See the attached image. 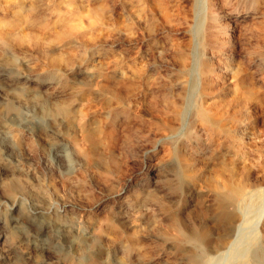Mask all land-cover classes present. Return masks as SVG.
<instances>
[{"label":"rangeland","instance_id":"1","mask_svg":"<svg viewBox=\"0 0 264 264\" xmlns=\"http://www.w3.org/2000/svg\"><path fill=\"white\" fill-rule=\"evenodd\" d=\"M70 1L63 0L62 2V0H59L57 3L60 5L71 3L72 7L79 11V16L80 19H83L82 25L84 26L77 35V41L80 39L78 44L72 45V48L71 46L66 47L60 52L61 54H55L59 55L60 61L51 62L48 54H44L35 48L30 50L0 43V66L7 67V69L10 70L11 78L18 79L19 73L25 72V75H30L31 78L34 77L35 83L33 87L35 89L42 84H49L52 86L59 82L58 89L59 91L61 90V99L53 98L51 90L40 93L43 97L40 95L37 97H40L38 99L40 102L42 100V103H45V110H50V113L57 117L61 116L62 118L60 117L59 119L63 120V125L61 124L62 126H58L59 133L63 138L52 136L56 141L51 138H47V140L46 138L39 139L47 129L54 127L53 122L46 116L38 114V112L35 111L36 115L34 110L30 107L26 108L17 104H14L15 106L13 104H7L6 106V112H13L16 116L18 114L17 117H20V113L21 117L28 115L35 121L37 126L35 125V133H28V131L24 130L22 127H18V131L15 130L17 128H13L0 132V242L3 237L9 239L7 243L3 245L0 244V264H201L197 256L199 250L196 249V247L184 245L183 243L184 237L192 233L202 238L203 247L207 253L206 263L204 264H264V216L260 211V203L264 202V0H149L151 2L146 0L149 4L155 1L154 5L147 4L145 0H102L104 4L100 3L101 0ZM77 1L81 5H79ZM169 1H171L170 4ZM82 2L88 3L87 5H90V7L86 6V4H84L85 7H82ZM157 3L161 5V8H158L160 6ZM92 5H94V7ZM140 5L141 7H139ZM145 5H147V9L144 8ZM78 6L80 8H78ZM137 7L140 8V11H137ZM82 8L84 9L83 11ZM85 10L91 15L87 14ZM170 10H172L171 13H169ZM166 11H168V13ZM162 12L163 14L165 13L166 16L163 14L159 16V13ZM131 13L132 15L129 16ZM137 14L140 16L144 15V17H137ZM151 14L152 18H149ZM133 15L137 18H134ZM3 17L4 15L0 12V19ZM210 17L216 20L219 29V33L216 34L213 42L205 36L207 20ZM118 19L120 22H118ZM106 20H109L112 25ZM114 20L117 22L115 21V23ZM123 21L126 22L123 23ZM103 25L104 27H102ZM118 25L119 28H116ZM106 26L111 27L112 29H110L112 31L109 28L107 29ZM89 27H92L91 30ZM87 29L88 31H86ZM118 29L119 31L121 29L123 30V33L122 30L119 33L121 37H118V34H116V32L118 33L119 31L114 32ZM96 31L99 32L97 35ZM103 31L105 35L111 31V33H109L110 35L107 34L110 37L107 35L106 37L103 36ZM129 32L133 35H128ZM86 35L90 36L86 38ZM91 35H94V38L96 37V41ZM88 39H93V41L90 42L91 40L88 41ZM87 42L92 44L89 45ZM86 43L87 45H85ZM162 44L163 47L165 46L164 48L161 47ZM69 47L74 50V54ZM178 49L182 50L180 51ZM68 50L72 56L68 53ZM89 51L91 52L90 54ZM12 52L13 54L10 55ZM128 54L132 56L130 55L127 59ZM122 55H124L123 57L126 56L127 60L123 58ZM182 55L186 64V70L184 72L178 69V59ZM25 56L28 59L24 58ZM116 56H119L121 60L119 58L117 59ZM3 57L4 60H2ZM185 57H187V59ZM200 57H202V60ZM93 58L94 60L96 58H102L101 61H104L106 66L112 67L116 65L119 71L123 70L122 72H129L131 70H136L138 75L140 74V79L138 81L140 90L135 95H131L128 98L127 104L121 103L120 100L114 96L113 99L111 94L106 92L99 93L94 89L91 91L95 92V94L92 93L82 86L83 84L78 79L79 77L76 71H65V66H67L68 63L69 65L67 68H70V65L76 68L92 62L91 60H93ZM112 58L115 62H113L114 60ZM8 59L10 60L8 61ZM25 59L28 62V67L26 70H23L20 65L21 61ZM32 59L36 60L34 61ZM80 59L83 60L81 61ZM106 60L113 65L109 66ZM118 60H120L119 62L121 64ZM47 65L49 66L47 67ZM204 65H207L209 68L211 79L209 86L211 95L209 94L207 99L201 97V70ZM31 66L34 67L33 72L32 68H30ZM235 66L238 67L239 71ZM56 68L59 69H57L58 72L56 71L55 73ZM233 70H235L234 73ZM109 75L111 76L112 74L109 73ZM68 76L71 77L67 78ZM73 76L75 78H72ZM150 76L155 80L156 84L148 89L145 85V79ZM154 77L158 78V82ZM241 77H246L247 83L252 80V85L248 83L249 93L247 99L242 101L240 103L241 105L238 104L240 105L238 106L232 104V97L227 92L226 87L234 82V79H236V83H238ZM165 79H169V81ZM74 83H78L81 86L79 87L78 84H75V86L77 85L75 87ZM72 86L74 87L71 88ZM239 88L241 89V86L238 83L237 89ZM76 90L80 91L77 92ZM96 93H99V96H97ZM104 93L107 95L105 96ZM92 95H95V99L91 98ZM259 95L260 97H258ZM64 97L67 99H64ZM68 97L71 98L69 99ZM45 98L48 99L46 100ZM72 98L74 102H83V104H85V100H87V102L88 100L90 101L88 103H91L90 106L93 107V109L89 107L91 110L89 109L85 112L87 114L86 116L85 113H83L86 118H84L83 115L81 118V114H79L78 110H75L76 108L74 109V106L71 105V100L73 101ZM108 98L112 100L110 101ZM226 98L227 101L225 100ZM149 99L150 101L153 99L152 102H150ZM147 102L149 104H147ZM225 102L227 104H223ZM96 103H98V106ZM112 104L114 105L113 107ZM163 104H165V107ZM172 104L182 109V115L178 120L179 122L176 123L177 125L175 124L172 128H166L162 125L161 119H164V112H167L169 106ZM59 105H61V107ZM67 105L71 110L66 107ZM94 105L95 107L97 106L96 108L101 105V108L99 107V109H96L98 113L95 112ZM212 106L214 107L212 108ZM225 106H227V108ZM135 107H137V109ZM14 109H17V111ZM199 109L204 110L208 115H211L212 118L222 119L223 127L220 129L214 128L205 120L199 119L197 116V111ZM125 110L129 112L130 116H127L126 119V130L123 131V135H121L111 149L107 145L109 142H107V139L103 137L101 133L104 125L103 120L105 122L111 112L123 114ZM65 111L68 114H66ZM216 112L217 114L219 112V114L216 115ZM64 114H66V117ZM72 115L75 119L71 117ZM121 115L120 119L122 118ZM132 115L135 118H133ZM103 117L106 118L103 119ZM80 118L82 121L84 120V124ZM98 119L101 123L97 121ZM79 121H81L82 124H80L81 122ZM85 124H87V126H85ZM134 124L136 125L135 127H133ZM189 124L193 125V128ZM76 125H78L77 127L79 129ZM79 125H82L81 127H83V129ZM84 126L87 127L85 129L86 131L88 130L87 133L83 131L85 128ZM90 126L91 129H89ZM80 128V132H82V134L84 132L85 136L78 131ZM92 131L97 132V137L94 135L96 133L93 132L94 134H92ZM17 132H19L20 135ZM98 133L100 134L98 135ZM79 135L85 138V140L87 139L86 141H90V144L88 142L84 144L86 141L80 138ZM71 138L72 140H70ZM17 139L20 140V142L17 141ZM81 139L82 141L79 142ZM99 141L100 143H98ZM78 142L79 144H77ZM33 143L35 144L33 145ZM53 143L56 144L54 145ZM74 144H82V147L77 146V148H75L73 146ZM82 149L90 152L89 155ZM70 150L72 152H70ZM61 154H64L65 157ZM77 154L78 156H76ZM165 156L167 162L165 161ZM194 156L197 157L195 158ZM87 158H89L90 164L86 161L88 160ZM179 161L188 166L185 174L186 176H182L179 169L177 170L176 162L179 163ZM220 168L236 170L240 181L245 187V191H248L246 199L236 205L237 207H228L225 210L221 209L222 198L219 197L221 181L216 174L217 170ZM67 176L69 178L66 179ZM218 179L220 182L217 181ZM213 190L216 191L214 192ZM212 191L215 194H213ZM114 193H119L120 196L112 198L111 196ZM147 194L151 195L146 197ZM152 197L154 199H152ZM261 200L262 202H259ZM189 201H191L192 205ZM247 202H251L252 204L250 203L249 206ZM255 204L258 205L255 206ZM121 205H123V208H119ZM217 206L219 207L217 208ZM254 206L255 208H253ZM138 208H142L141 210H144L146 213L140 211V209L138 210ZM119 209H123L124 211ZM154 209H156V211ZM20 210H23V212ZM148 212H151V214ZM130 216L132 219L129 218ZM158 216L159 218H157ZM235 216L237 218H234ZM140 219H143L142 222H144L142 223ZM166 219H168V221ZM228 219H230L231 222ZM133 220H135L136 225H134V222L132 223ZM137 220L139 224L136 223ZM129 221L131 224L129 223L127 225L126 222L128 223ZM192 223L193 225H191ZM194 225L195 227H193ZM12 226L14 228H12ZM50 228H54L52 230L53 232ZM140 228L142 230H140ZM174 230L176 232H174ZM231 230L235 232L233 233ZM24 238L26 240H24ZM83 239L84 242L81 241ZM174 241L176 243H174ZM84 245H86V247H84ZM242 251L245 252L242 254ZM3 254H5V256ZM83 257H85V260ZM194 258L196 261L193 262ZM87 259L88 261H86ZM94 261L95 263H93Z\"/></svg>","mask_w":264,"mask_h":264},{"label":"bare ground","instance_id":"2","mask_svg":"<svg viewBox=\"0 0 264 264\" xmlns=\"http://www.w3.org/2000/svg\"><path fill=\"white\" fill-rule=\"evenodd\" d=\"M59 0H0V12L4 15V17L3 18H1L0 19V43L1 44H5V45H10V46H16V47H18V48H25V49H38V50H40L41 52H43L44 54H48L49 56H50V60H51V62H53L54 63V61H56V62H58V61H60L59 60V55H55V54H59L60 52H62L66 47H68V46H71V48H72V45H75V44H78V42H80L79 40L77 41V35H78V33H79V31L82 29V27L84 26V25H82V20L83 19H80V16H79V11H77V10H75L73 7H72V4L71 3H68V4H62V5H60V4H58L57 2H58ZM68 1H70V0H68ZM73 1V0H72ZM96 1V0H95ZM114 1V0H113ZM164 1V0H163ZM166 1V0H165ZM254 1H256V0H254ZM258 1V0H257ZM62 2H63V0H62ZM61 2V3H62ZM71 2V1H70ZM98 2V1H97ZM97 2H95V3H97ZM117 2V1H116ZM145 2H146V0H145ZM148 2H151V1H149L148 0ZM148 2H146L147 4H149ZM170 2L171 1H169V4H170ZM194 2V1H193ZM253 2V1H252ZM67 3V2H66ZM77 3H78V1H77ZM83 3V2H82ZM100 3H103V1L101 0V2ZM129 3V2H128ZM154 3H155V1H154ZM154 3H153V1H152V3H150V4H152V5H154ZM174 3V2H173ZM79 5H81L80 3H78ZM84 4H86V6H89L90 7V5H87L88 3H83V5H82V7L84 6ZM98 4V3H97ZM104 4V3H103ZM115 4V3H114ZM138 4V3H137ZM141 4V3H140ZM149 4V5H150ZM160 7H158V8H161V5L159 4V3H157ZM96 5V4H95ZM119 5V4H118ZM142 5V4H141ZM141 5L139 6V7H141ZM156 5V4H155ZM163 5H165V4H163ZM93 7H94V5H92ZM123 6V5H122ZM143 6V5H142ZM146 6L147 5H145V7L144 8H146ZM85 7V6H84ZM89 7H88V10H89ZM129 7H131V6H129ZM139 7H137L136 9H137V11L139 10L140 11V8ZM165 7V6H164ZM177 7V6H176ZM78 8H80L79 6H78ZM87 8V7H86ZM115 8V7H114ZM143 8V7H142ZM142 8H141V10H142ZM143 8V9H144ZM153 8V7H152ZM167 8V7H166ZM193 8H195V7H193ZM117 9H118V7H117ZM131 9H133V8H131ZM130 9V10H131ZM136 9H134V10H136ZM147 9V8H146ZM84 9L82 8V11H83ZM87 10V9H86ZM85 10V11H86ZM96 10V9H95ZM125 10H127V9H125ZM158 10V9H157ZM163 10V9H162ZM161 10V11H162ZM173 10V9H172ZM172 10H170L169 11V13H171L172 12ZM81 11V10H80ZM98 11V10H97ZM177 11V10H176ZM175 11V12H176ZM87 12V14H90V13H88V11H86ZM128 12H129V10H128ZM131 12V11H130ZM134 12V11H133ZM144 12V11H143ZM143 12H141V13H143ZM164 12H165V10H164ZM167 13H168V11H166ZM174 12V11H173ZM83 13V12H82ZM125 13V12H124ZM135 13V12H134ZM137 13V12H136ZM147 13V12H146ZM151 13V12H150ZM158 13V12H157ZM113 14V13H112ZM126 14H127V12H126ZM129 14V13H128ZM148 14V13H147ZM155 14H156V12H155ZM160 14H163V12L162 13H159V16H160ZM189 14V13H188ZM91 15V14H90ZM132 15V13L129 15V16H131ZM138 15V14H137ZM144 15H145V13H144ZM144 15H141L142 16V18L144 17ZM163 15H165V13L163 14ZM212 15V14H211ZM85 16V15H84ZM112 16V15H111ZM121 16V15H120ZM134 16V15H133ZM140 15H138L137 17H139ZM140 16V17H141ZM146 16V15H145ZM148 16V15H147ZM166 16V15H165ZM169 16H170V14H169ZM114 17V16H113ZM137 17H135L134 16V18H137ZM162 17V16H161ZM133 18V19H134ZM146 18H148V17H146ZM149 18H152V14H151V17H149ZM92 19H93V17H92ZM96 19V18H95ZM101 19V18H100ZM99 19V20H100ZM121 19V18H120ZM163 19V18H162ZM200 19H202V18H200ZM204 19V18H203ZM208 19V18H207ZM221 19V18H220ZM85 20V19H84ZM87 20V19H86ZM109 20H110V18H109ZM109 20H106V21H109ZM112 20H113V18H112ZM117 20V19H116ZM116 20H114V22L116 21ZM143 20V19H142ZM149 20H151V19H149ZM165 20V19H164ZM97 21H98V19H97ZM97 21H96V23H97ZM102 21V20H101ZM100 21V22H101ZM139 21V20H138ZM137 21V22H138ZM146 21V20H145ZM144 21V22H145ZM156 21V20H155ZM171 21V20H170ZM176 21V20H175ZM103 22V21H102ZM101 22V23H102ZM112 22V21H111ZM117 22V21H116ZM115 22V23H116ZM118 22H120L119 21V19H118ZM124 22H126V21H123V23ZM131 22V21H130ZM135 22V21H134ZM163 22V21H162ZM146 23V22H145ZM157 23V22H156ZM172 23V22H171ZM103 24H106V23H103ZM109 24H111L110 23V21H109ZM119 24V23H118ZM165 24V23H164ZM168 24V23H167ZM95 25H97V24H95ZM112 25V24H111ZM166 25V24H165ZM176 25V24H175ZM114 26H116V25H114ZM134 26V25H133ZM157 26V25H156ZM203 26V25H202ZM102 27H104V25L102 26ZM107 27V26H106ZM90 28V27H89ZM92 28V27H91ZM91 28H90V30H91ZM98 28V27H97ZM110 29L111 27H107V29ZM116 28H119V25L116 27ZM104 29V28H103ZM102 29V30H103ZM106 29V30H107ZM112 29V28H111ZM110 29V30H111ZM197 29V28H196ZM204 29V28H203ZM83 30H85V29H83ZM82 30V31H83ZM89 30V31H90ZM93 30V29H92ZM98 30V29H97ZM105 30V31H106ZM122 30V29H121ZM120 30V31H121ZM167 30V29H166ZM200 30V29H199ZM86 31H88V29L86 30ZM99 31V30H98ZM98 31H96V35H97V33H99ZM112 31V30H111ZM111 31L110 32H108L107 34H109V33H111ZM116 31H119V29L118 30H115L114 32H116ZM120 31L117 33L116 32V34H118L117 36L119 37L120 35H119V33H120ZM170 31V30H169ZM174 31V30H173ZM219 31V29H218V26H217V22H216V20L214 19V18H212V17H210L208 20H207V25H206V28H205V36H206V38H209V40L211 41L212 40V42L214 41V37L216 36V34L217 33H219L218 32ZM228 31V30H227ZM94 32V31H93ZM107 32V31H106ZM114 32H113V34H114ZM179 32V31H178ZM200 32V31H199ZM84 33V32H83ZM87 33V32H86ZM122 33H123V30H122ZM130 33V32H129ZM128 33V35H133V34H129ZM196 33V32H195ZM102 34H104L103 36H105L106 37V35H105V33H104V31H103V33ZM157 34V33H156ZM201 34H202V32H201ZM99 35V34H98ZM110 35V34H109ZM115 35V34H114ZM124 35V34H123ZM165 35V34H164ZM187 35V34H186ZM87 36L88 35H86V38H87ZM90 36V35H89ZM88 36V37H89ZM102 36V35H101ZM108 36V35H107ZM127 36V35H126ZM153 36V35H152ZM163 36V35H162ZM180 36V35H179ZM191 36V35H190ZM91 37H93L94 38V35L92 36L91 35ZM108 37H110V36H108ZM121 37V36H120ZM128 37V36H127ZM127 37H126V39H127ZM157 37V36H156ZM198 37V36H197ZM79 38V37H78ZM96 38V37H95ZM94 38V39H95ZM103 38V37H102ZM115 38V37H114ZM162 38V37H161ZM184 38V37H183ZM205 38V37H204ZM133 39V38H132ZM152 39V38H151ZM188 39V38H187ZM224 39H225V37H224ZM83 40H84V37H83ZM82 40V41H83ZM91 39H88V41H90ZM115 40H117V39H115ZM119 40V39H118ZM142 40V39H141ZM157 40V39H156ZM170 40V39H169ZM172 40V39H171ZM190 40V39H189ZM199 40V39H198ZM207 40V39H206ZM205 40V41H206ZM219 40V39H218ZM220 40H221V38H220ZM93 41V39L90 41V42H92ZM95 41H96V39H95ZM102 41V40H101ZM126 41V40H125ZM153 41V40H152ZM174 41V40H173ZM177 41V40H176ZM188 41V40H187ZM205 41H203V42H205ZM111 42H112V40H111ZM146 42V41H145ZM178 42H179V40H178ZM182 42V41H181ZM199 42V41H198ZM211 42V43H212ZM88 43V42H87ZM87 43L85 44V45H87ZM157 43V42H156ZM172 43V42H171ZM170 43V44H171ZM89 45H91L92 43H88ZM104 44V43H103ZM113 44V43H112ZM128 44V43H127ZM149 44V43H148ZM182 44H183V42H182ZM214 44H217V43H214ZM4 45V46H5ZM138 45H139V43H138ZM141 45V44H140ZM78 46V45H77ZM93 46H95V45H93ZM93 46H91V47H93ZM213 46V45H212ZM1 47V46H0ZM98 47V46H97ZM96 47V48H97ZM107 47V46H106ZM140 47V46H139ZM149 47V46H148ZM161 47H163V44H162V46ZM165 47V46H164ZM163 47V48H164ZM70 48V47H69ZM70 48V50H72ZM76 48V47H75ZM74 48V49H75ZM94 48V47H93ZM100 48H101V46H100ZM115 48V47H114ZM162 48V49H163ZM173 48H175V47H173ZM200 48V47H199ZM4 49H6V48H4ZM119 49V48H118ZM169 49V48H168ZM196 49V48H195ZM202 49V48H201ZM206 49V48H205ZM259 49V48H258ZM262 49H263V47H262ZM1 50V49H0ZM3 50V49H2ZM82 50H83V48H82ZM151 50V49H150ZM177 50V49H176ZM178 50H180V49H178ZM182 50V49H181ZM180 50V51H181ZM255 50H257V49H255ZM3 51H5V50H3ZM8 51V50H7ZM6 51V52H7ZM12 51V50H11ZM74 50H72V53L74 54V52H73ZM130 51V50H129ZM14 52V51H13ZM13 52L10 54V55H12L13 54ZM164 52V51H163ZM190 52V51H189ZM199 52V51H198ZM205 52H207V51H205ZM264 52V51H263ZM15 53V52H14ZM40 53V52H39ZM68 53H69V50H68ZM91 52L89 51V54H90ZM121 53V52H120ZM120 53H119V55H120ZM152 53V52H151ZM157 53V52H156ZM155 53V54H156ZM210 53V52H209ZM222 53H224V52H222ZM252 53V52H251ZM16 54V53H15ZM20 54V53H19ZM18 54V55H19ZM44 54H42V55H44ZM61 54V53H60ZM70 54V53H69ZM95 54V53H94ZM109 54V53H108ZM115 54V53H114ZM133 54V53H132ZM135 54V53H134ZM152 54H154V53H152ZM159 54V53H158ZM181 54V53H180ZM198 54H201V53H198ZM256 54H258V53H256ZM35 55V54H34ZM71 55V54H70ZM75 55H77V54H75ZM118 55V54H117ZM131 55V54H130ZM129 54H128V57H127V59L129 58V56H130ZM136 55V54H135ZM134 55V56H135ZM141 55V54H140ZM144 55V54H143ZM157 55V54H156ZM164 55V54H163ZM196 55V54H195ZM206 55V54H205ZM262 55V54H261ZM1 56V55H0ZM17 56V55H16ZM28 56H30V55H28ZM39 56H40V54H39ZM46 56V55H45ZM45 56H44V59H45ZM72 56V55H71ZM124 55H122V57H123ZM132 56V55H131ZM150 56V55H149ZM153 56V55H152ZM158 56V55H157ZM166 56V55H165ZM168 56V55H167ZM199 56V55H198ZM258 56V55H257ZM13 57V56H12ZM22 57V56H21ZM31 57V56H30ZM66 57V56H65ZM77 57V56H76ZM93 57H94V55H93ZM108 57V56H107ZM111 57V56H110ZM117 57V59L119 58V56H116ZM154 57H155V55H154ZM170 57H172V56H170ZM169 57V58H170ZM176 57V56H175ZM174 57V58H175ZM188 57V56H187ZM187 57H185L186 59H187ZM209 57H211V56H209ZM222 57V56H221ZM10 58V57H9ZM24 58H26V56L24 57ZM32 58V57H31ZM30 58V59H31ZM39 58H42V57H39ZM68 58V57H67ZM73 58H74V56H73ZM82 58H83V56H82ZM103 58H104V56H103ZM123 58H125L126 59V56L125 57H123ZM122 58V59H123ZM140 58V57H139ZM197 58V57H196ZM201 58V60H202V57H200ZM216 58V57H215ZM1 59V58H0ZM26 59H28V58H26ZM26 59L25 60H23V61H21V65H20V67L22 66V68H23V70H26L27 69V67H28V62L26 61ZM47 59H48V57H47ZM84 59V58H83ZM83 59H80L81 61L83 60ZM102 59V58H101ZM101 59H99V58H96L95 60H94V58H93V60H91L92 62H90V63H88V64H84L85 66H78V67H76V68H73V67H71V65H70V68H67V66L69 65V63H68V65L67 66H65L66 67V70L65 71H67V72H75L76 71V74L78 75V79L80 80V82L83 84L82 86H84L85 88H87L89 91H91V90H96V91H98L99 93L100 92H106V93H109V94H111V96H112V98H113V96L115 97V98H117L118 100H120V102L121 103H123V104H127V101H128V98L131 96V95H135L139 90H140V87H138L139 85H138V81H139V79H140V77H139V75H138V73H137V71L136 70H131V71H129V72H122V71H119L117 68H118V66H116L115 65V63H114V65L115 66H112V67H108V66H106L105 64H104V61L102 62L101 61ZM113 59V58H112ZM111 59V60H112ZM120 59V58H119ZM125 59H123V60H125ZM126 59V60H127ZM138 59V58H137ZM146 59V58H145ZM199 59V58H198ZM2 60H4V57L2 58ZM5 60H6V58H5ZM10 59H8V61H9ZM32 60H36V59H32ZM64 60V59H63ZM114 60V59H113ZM121 60V59H120ZM120 60H118V62L120 61ZM130 60V59H129ZM139 60V59H138ZM172 60V59H171ZM176 60V59H175ZM197 60V59H196ZM217 60V59H216ZM40 61V60H39ZM46 61V60H45ZM70 61H72V60H70ZM69 61V62H70ZM74 61V60H73ZM137 61V60H136ZM155 61H156V59H155ZM165 61V60H164ZM194 61V60H193ZM260 61V60H259ZM63 62V61H62ZM108 61L106 60V63H107ZM113 62H115V60L113 61ZM122 62V61H121ZM140 62V61H139ZM168 62V61H167ZM195 62V61H194ZM215 62V61H214ZM46 63V62H45ZM44 63V64H45ZM78 63V62H77ZM120 63V62H119ZM134 63H136V62H134ZM141 63V62H140ZM139 63V64H140ZM151 63V62H150ZM178 69L181 71V72H184L185 70H186V64H185V60H184V58H183V55L182 56H180L179 57V59H178ZM187 63V62H186ZM4 64V63H3ZM13 64H15V63H13ZM56 64H58V63H56ZM64 64V63H63ZM63 64H61V65H63ZM80 64V63H79ZM121 64V63H120ZM147 64V63H146ZM162 64V63H161ZM212 64V63H211ZM1 65V64H0ZM17 65V64H16ZM33 65V64H32ZM74 65V64H73ZM108 65L110 66V65H113L112 63L110 64V62H108ZM137 65V64H136ZM164 65V64H163ZM209 65V64H208ZM217 65V64H216ZM12 66V65H11ZM49 65H47V67H48ZM51 66V65H50ZM53 66V65H52ZM75 66V65H74ZM133 66V65H132ZM138 66V65H137ZM147 66V65H146ZM157 66V65H156ZM155 66V67H156ZM173 66V65H172ZM239 66V65H238ZM45 67V66H44ZM53 67H56V66H53ZM62 67V66H61ZM60 67V68H61ZM129 67H130V65H129ZM134 67V66H133ZM195 67V66H194ZM201 67V66H200ZM199 67V68H200ZM255 67V66H254ZM15 68V67H14ZM30 68H32V72H33V68L34 67H30ZM52 68V67H51ZM139 68V67H138ZM157 68H159V67H157ZM156 68V69H157ZM170 68V67H169ZM235 68L239 71V69H238V67H236L235 66ZM12 69H13V67H12ZM47 69H49V68H47ZM57 69H59V68H56V70H55V73H56V71H57ZM132 69V68H131ZM143 69V68H142ZM145 69V68H144ZM151 69V68H150ZM241 69V68H240ZM29 70V69H28ZM51 70V69H50ZM54 70V69H53ZM159 70V69H158ZM14 71V70H13ZM17 71H18V69H17ZM16 71V72H17ZM40 71H42V70H40ZM52 71V70H51ZM142 71H144V70H142ZM169 71V70H168ZM198 71V70H197ZM209 68L207 67V65H204V67H203V69L201 70V84H202V86H201V97L203 98V99H207L208 98V96H209V94H210V91H209V86H210V83H211V79H210V75H209ZM234 71L235 70H233V73H234ZM241 71H242V69H241ZM58 72V71H57ZM64 72V71H63ZM140 72V71H139ZM146 72V71H145ZM151 72V71H150ZM157 72V71H156ZM160 72V71H159ZM218 72V71H217ZM18 73H19V71H18ZM25 72H20L19 73V75H18V79H13V78H11V76H10V70L9 69H7V67L5 68V67H3V66H0V132H3V131H5V130H9V129H15V128H17V129H15V130H17L18 131V127H22L24 130H26V131H28V133H35L36 132V130H35V128H36V124H35V121L32 119V118H30L28 115H25V116H22L21 117V113H20V117H17L18 116V114H17V116L15 115V113L13 114V112L11 113V112H6V106H7V104H17V105H19V106H24V107H30L32 110H34V112L36 111V112H38V114H41V115H44V116H46L49 120H51L52 122H53V125H54V127L53 128H51V129H47L46 131H45V133L44 134H42V136H41V138H39V139H42V138H46V140H47V138H51V139H54L53 137H56V138H63L62 136H61V134L59 133V130H58V126L59 125H61L62 123H63V120L62 119H59L60 117L58 116H55V115H53L52 113H50V110L48 111V110H45V106H44V104L42 103L43 101L41 100V102L38 100L39 98L37 97V96H39L40 95V93H42V92H47L48 90H51V95L53 96V98H55V99H58V98H60L61 97V90L59 91V89H58V83L59 82H57V83H55L54 85H49V84H42L40 87H38L37 89H35L34 87H33V85H34V83H35V80L33 79V78H31V76L30 75H25L24 74ZM37 73V72H36ZM109 73H111L112 75L110 76L109 75ZM142 73V72H141ZM167 73V72H166ZM249 73V72H248ZM28 74V73H27ZM37 74H39V73H37ZM42 74V73H41ZM148 74V73H147ZM179 74V73H178ZM236 74V73H235ZM241 74V73H240ZM14 75V74H13ZM56 75V74H55ZM74 75V74H73ZM162 75V74H161ZM165 75V74H164ZM184 75V74H183ZM196 75V74H195ZM237 75V74H236ZM35 76V75H34ZM44 76V75H43ZM58 76V75H57ZM66 76V75H65ZM142 76V75H141ZM149 76V75H148ZM158 76V75H157ZM181 76V75H180ZM235 76V75H234ZM238 76V75H237ZM243 76V75H242ZM38 77V76H37ZM69 77H71V76H68L67 78H69ZM163 77V76H162ZM161 77V78H162ZM193 77H194V75H193ZM246 77H247V75H246ZM246 77H241L239 80H238V83H239V85L241 86V89L239 88V89H237V85H238V83H236V79H234L235 81V83L234 82H232V83H230V81H229V85L226 87V90H227V92L230 94V96L232 97V104L233 105H238V104H240L242 101H244V100H246L247 99V95H248V83L250 84L251 82H252V80H250L251 82H248L247 83V78ZM55 78V77H54ZM65 78V77H64ZM72 78H75L74 76L72 77ZM155 78V77H154ZM186 78V77H185ZM237 78V77H236ZM43 79V78H42ZM156 80L158 79V78H155ZM219 79V78H218ZM232 79V78H231ZM249 79H250V77H249ZM66 80V79H65ZM166 81L168 80L169 81V79H165ZM228 80V79H227ZM43 81V80H42ZM78 81V80H77ZM165 81V82H166ZM185 81V80H184ZM191 81V80H190ZM215 81V80H214ZM45 82V81H44ZM64 82V81H63ZM72 82V81H71ZM157 82H158V80H157ZM183 82V81H182ZM192 82V81H191ZM194 83V82H193ZM227 83V82H226ZM61 84V83H60ZM63 84V83H62ZM70 84V83H69ZM75 84H78V83H74V86H75ZM144 84V83H143ZM156 84V82H155V80H153L152 78H151V76L150 77H147L146 79H145V85H146V87L148 88V89H150L153 85H155ZM160 84V83H159ZM40 85V84H39ZM72 85V84H71ZM79 85V87L81 86L80 84H78ZM251 85H252V83H251ZM37 86V85H36ZM74 86H72L71 88H73ZM77 86V85H76ZM75 86V87H76ZM142 86V85H141ZM168 86V85H167ZM180 86V85H179ZM219 86V85H218ZM145 87V86H144ZM198 87V86H197ZM216 87V86H215ZM81 88H83V87H81ZM80 88V89H81ZM169 88V87H168ZM175 88V87H174ZM189 88V87H188ZM220 88V87H219ZM77 89V88H76ZM79 89V88H78ZM160 89V88H159ZM164 89V88H163ZM179 89V88H178ZM213 89H215V88H213ZM212 89V90H213ZM75 90V89H74ZM87 90V91H88ZM153 90V89H152ZM182 90V89H181ZM193 90V89H192ZM241 90V91H240ZM243 90V91H242ZM253 90V89H252ZM68 91V90H67ZM73 91V90H72ZM77 92H79L80 90H76ZM88 91V92H89ZM146 91V90H145ZM144 91V92H145ZM157 91V90H156ZM166 91V90H165ZM175 91V90H174ZM173 91V92H174ZM68 92H71V91H68ZM67 92V93H68ZM75 92V91H74ZM73 92V93H74ZM87 92V93H88ZM92 92V91H91ZM143 92V93H144ZM251 92V91H250ZM92 93H94L95 94V92H92ZM99 93H96L97 94V96H99L98 94ZM156 93V92H155ZM255 93V92H254ZM47 94V93H46ZM69 94V93H68ZM83 94V93H82ZM91 94V93H90ZM105 94V93H104ZM152 94V93H151ZM224 94V93H223ZM228 94V95H229ZM42 95V94H41ZM40 95V96H41ZM67 95V94H66ZM65 95V96H66ZM73 95H75V94H73ZM72 95V96H73ZM80 95V94H79ZM84 95V94H83ZM88 95V94H87ZM86 95V96H87ZM101 95H102V93H101ZM107 94H105V96H106ZM149 95V94H148ZM157 95H158V93H157ZM169 95V94H168ZM211 95V94H210ZM49 96V95H48ZM75 96H77V95H75ZM95 96V95H94ZM94 96L92 95V97L91 98H93V99H95L94 98ZM103 96V95H102ZM251 96H252V93H251ZM256 96H257V93H256ZM41 97H43V96H41ZM45 97V96H44ZM88 97V96H87ZM148 97V96H147ZM215 97V96H214ZM228 97V96H227ZM258 97H260V95L258 96ZM49 98V97H48ZM47 98V99H48ZM69 99L71 98V97H68ZM75 98V97H74ZM100 98V97H99ZM137 98V97H136ZM143 98H144V96H143ZM154 98V97H153ZM162 98V97H161ZM169 98V97H168ZM224 98H225V96H224ZM252 98V97H251ZM46 99V98H45ZM46 99V100H47ZM61 99V98H60ZM64 99H67L66 97H64ZM73 99V98H72ZM82 99V98H81ZM86 99V98H85ZM101 99H103V98H101ZM109 99V98H108ZM114 99V98H113ZM146 99V98H145ZM183 99H185V98H183ZM210 99V98H209ZM253 99H254V97H253ZM54 100V99H53ZM110 101L112 100V99H109ZM132 100V99H131ZM146 100H148V99H146ZM146 100H144V101H146ZM152 100L153 99H151V101H150V99H149V101L150 102H152ZM176 100V99H175ZM180 100H182V99H180ZM226 101H227V98L225 99ZM261 100V99H260ZM65 101H67V100H65ZM86 102H87V100H85ZM100 101V100H99ZM142 101V100H141ZM143 101V102H144ZM161 101V100H160ZM168 101V100H167ZM184 101V100H183ZM194 101V100H193ZM204 101V100H203ZM224 101V100H223ZM252 101V100H251ZM56 102H58V101H56ZM86 102H85V104H83V102L82 103H79V102H74V99H73V101L71 100V105L72 106H74V109L75 110H78V112H79V114H81V118H82V115H83V117H84V114L83 113H85V112H87L90 108H92L93 109V107H91L90 106V104L88 103V102H90L89 100H88V102H87V104H86ZM94 102H95V100H94ZM96 102H98V101H96ZM102 102H103V100H102ZM105 102H106V100H105ZM109 102V101H108ZM139 102V101H138ZM174 102V101H173ZM172 102V103H173ZM48 103V102H47ZM52 103V102H51ZM70 103V102H69ZM104 103V102H103ZM134 103V102H133ZM155 103V102H154ZM153 103V104H154ZM164 103V102H163ZM264 103V102H263ZM58 104V103H57ZM61 104V103H60ZM95 104V103H94ZM97 104V106H98V103H96ZM101 104V103H100ZM105 104V103H104ZM109 104H110V102H109ZM135 104V103H134ZM137 104V103H136ZM139 104V103H138ZM147 104H149L148 102H147ZM152 104V105H153ZM161 104V103H160ZM184 104V103H183ZM186 104V103H185ZM191 104V103H190ZM200 104V103H199ZM214 104V103H213ZM223 104H227L226 102L225 103H223ZM228 104H229V102H228ZM248 104H251V103H248ZM254 104H256V103H254ZM259 104V103H258ZM12 105V106H13ZM14 105V106H15ZM70 105V106H71ZM140 105V104H139ZM162 105V104H161ZM160 105V106H161ZM180 105H182V104H180ZM187 105V104H186ZM241 105V104H240ZM240 105H238V106H240ZM247 105V104H246ZM60 107H61V105H59ZM63 106H65V105H63ZM96 106V107H97ZM101 105H99V107H100ZM102 106H104V105H102ZM106 106V105H105ZM114 105L112 104V107H113ZM115 106H117V105H115ZM133 106V105H132ZM135 106V105H134ZM147 106V105H146ZM157 106V105H156ZM163 106L165 107V104H163ZM168 106V105H167ZM205 106V105H204ZM217 106V105H216ZM224 106V105H223ZM228 106V105H227ZM227 106H225L226 108H227ZM243 106H244V104H243ZM251 106V105H250ZM48 107V106H47ZM54 107V106H53ZM66 107H68V109H70L71 110V108H69V106L67 105ZM90 107V108H89ZM95 107V105H94V110H96V109H99V107L98 108H96ZM154 107H155V105H154ZM197 107V106H196ZM202 107V106H201ZM214 106H212V108H213ZM14 108V107H13ZM18 108V107H17ZM25 108V109H26ZM101 108V107H100ZM107 108V107H106ZM136 109H137V107H135ZM157 108V107H156ZM162 108V107H161ZM160 108V109H161ZM58 109H59V107H58ZM105 109V108H104ZM108 109V108H107ZM119 109H121V108H119ZM125 109H127V108H125ZM148 109V108H147ZM154 109V108H153ZM215 109H216V107H215ZM260 109V108H259ZM14 110H16L17 111V109H14ZM28 110V109H27ZM26 110V111H27ZM53 110H54V108H53ZM91 110V109H90ZM106 110V109H105ZM105 110H103V111H105ZM112 110V109H111ZM114 110V109H113ZM138 110H139V108H138ZM161 110H163V111H165L164 109H161ZM213 110V109H212ZM223 110V109H222ZM231 110H232V108H231ZM258 110V109H257ZM22 111H24V110H22ZM52 111V110H51ZM67 111V110H66ZM65 111V113L66 114H68L67 112ZM98 110H96L95 112H97ZM100 111V110H99ZM109 111V110H108ZM116 111V110H115ZM132 111H133V108H132ZM153 111V110H152ZM159 111V110H158ZM15 112V111H14ZM30 112H31V110H30ZM36 112H35V114H36ZM94 112V113H95ZM106 112H107V110H106ZM111 112V111H110ZM119 112V111H118ZM122 112V111H121ZM134 112V111H133ZM132 112V113H133ZM192 112V111H191ZM208 112H209V110H208ZM229 112V111H228ZM227 112V113H228ZM255 112V111H254ZM261 112V111H260ZM59 113H60V111H59ZM69 113H70V111H69ZM98 113V112H97ZM101 113V112H100ZM156 113V112H155ZM154 113V114H155ZM165 113V115H164V119L162 118L161 119V122H162V125L164 126V127H166V128H172L177 122H179L178 120H179V118H180V116L182 115V109L179 107V106H176L175 104H172L171 106H169V108H168V110H167V112H164ZM241 113V112H240ZM33 114V113H32ZM61 114V113H60ZM66 114H64V116L66 115ZM78 114V116L80 117V115ZM109 114V113H108ZM122 114V113H121ZM120 113H117V112H111L109 115H108V117H107V119L105 120V122H104V118H106V117H103V131L101 132L102 134H103V137H105L106 139H107V142H109V144H107V143H105V144H107L108 146H109V148H113V146L115 145V143L117 142V140L121 137V135H123V131L124 130H126V128H125V126H126V119H127V116H129V112H127V110H125L124 112H123V114L121 115ZM152 114V113H151ZM194 114H195V112H194ZM218 114H219V112H218ZM217 114V112H216V115H218ZM225 114V113H224ZM223 114V115H224ZM37 115V114H36ZM62 115V114H61ZM71 115V114H70ZM87 114L85 113V116H86ZM102 115V114H101ZM120 115L122 116V118L120 119ZM130 115H131V113H130ZM157 115V114H156ZM155 115V116H156ZM215 115V116H216ZM239 115V114H238ZM237 115V116H238ZM63 116V115H62ZM69 116V115H68ZM103 116V115H102ZM104 116H105V114H104ZM197 116H198V118L199 119H201V120H205L211 127H214V128H222L223 127V121H222V119H219V118H212L211 117V115H208L204 110H202V109H199L198 111H197ZM35 117V116H34ZM43 117V116H42ZM66 117V116H65ZM71 117H73L74 119H75V117L72 115ZM95 117V116H94ZM130 117V116H129ZM132 117H133V115H132ZM189 117V116H188ZM62 118V117H61ZM69 118V117H68ZM80 118V119H81ZM84 118H86V117H84ZM97 118V117H96ZM95 118V119H96ZM100 118V117H99ZM133 118H135V117H133ZM190 118H192V117H190ZM77 119V118H76ZM100 119V120H101ZM189 119V118H188ZM78 120V119H77ZM76 120V121H77ZM192 120H194V119H192ZM81 121H82V119H81ZM81 121H79V122H81ZM84 121V120H83ZM82 121V122H83ZM97 121H99V119L97 120ZM149 121V120H148ZM66 122V121H65ZM69 122V121H68ZM78 122V121H77ZM82 122L80 123V124H82ZM100 122V121H99ZM85 123H87V122H85ZM98 123V122H97ZM101 123V122H100ZM128 123V122H127ZM71 124V123H70ZM83 124H84V122H83ZM91 124V123H90ZM94 124V123H93ZM132 124V123H131ZM146 124V123H145ZM194 124V123H193ZM36 125V126H35ZM48 125L50 126V124H49V122H48ZM63 125V124H62ZM61 125V126H62ZM69 125V124H68ZM99 125V124H98ZM157 125H159V124H157ZM177 125V124H176ZM190 125V124H189ZM74 126V125H73ZM78 125H76V127H77ZM80 126V125H79ZM82 126V125H81ZM80 126V127H81ZM85 126H87V124H85ZM84 126V127H85ZM131 126V125H130ZM136 125L134 124V126L133 127H135ZM137 126H139V125H137ZM142 126V125H141ZM191 127L193 126V125H190ZM93 127V126H92ZM100 127H101V124H100ZM128 127V126H127ZM132 127V126H131ZM143 127V126H142ZM184 127V126H183ZM233 127V126H232ZM75 128V127H74ZM78 128V127H77ZM82 129H83V127H81ZM81 128H80V130H78L79 132L81 131ZM87 127H85L84 128V130L83 131H85V133H87L88 132V130L86 131L85 129H86ZM125 128V129H124ZM130 128V127H129ZM139 128V127H138ZM193 128V127H192ZM195 128V127H194ZM61 129V128H60ZM89 129H91V126H90V128ZM128 129V128H127ZM184 129V128H183ZM20 130V129H19ZM70 130V129H69ZM68 130V131H69ZM98 130V129H97ZM96 130V131H97ZM100 130V129H99ZM134 130V129H133ZM194 130V129H193ZM63 131V130H62ZM77 131V132H78ZM158 131V130H157ZM174 131V130H173ZM231 131V130H230ZM242 131V130H241ZM90 132V131H89ZM94 131H92V134H94V133H96V134H94V135H96V137H97V132H94ZM138 132V131H137ZM164 132V131H163ZM225 132V131H224ZM16 133V132H15ZM18 134H19V132H17ZM81 134H82V132H80ZM130 133H131V131H130ZM14 134V133H13ZM25 134V133H24ZM27 134V133H26ZM80 134V135H81ZM89 134H91V133H89ZM88 134V135H89ZM100 133H98V135H99ZM162 134V133H161ZM169 134V133H168ZM184 134V133H183ZM20 135V134H19ZM35 135V134H34ZM33 135V136H34ZM63 135H64V133H63ZM79 135V136H80ZM83 136H85L84 135V132H83V134H82ZM87 135V134H86ZM93 135V136H94ZM166 135V134H165ZM211 135V134H210ZM240 135V134H239ZM53 136V137H52ZM90 136V135H89ZM93 136H91V137H93ZM216 136V135H215ZM65 137H67V136H65ZM69 137V136H68ZM156 137V136H155ZM12 138V137H11ZM20 138V137H19ZM36 138V137H35ZM73 138V137H72ZM72 138L70 139V140H72ZM80 138H82L81 136H80ZM124 138V137H123ZM163 138V137H162ZM176 138V137H175ZM197 138V137H196ZM221 138H223V137H221ZM229 138V137H228ZM29 139H30V137H29ZM83 140H85V138H82ZM82 139L81 140H79V142L80 141H82ZM88 139H89V137H88ZM91 139V138H90ZM195 139V138H194ZM21 140H22V138H21ZM45 140V141H46ZM55 140V139H54ZM61 140V139H60ZM64 140V139H63ZM87 140V139H86ZM85 140V141H86ZM99 140H100V138H99ZM126 140V139H125ZM124 140V141H125ZM169 140V139H168ZM216 140V139H215ZM231 140V139H230ZM242 140V139H241ZM2 141V140H1ZM17 141H19L20 142V140H18L17 139ZM26 141H27V139H26ZM29 141V140H28ZM56 141V140H55ZM54 141V142H55ZM75 141V140H74ZM162 141V140H161ZM200 141V140H199ZM234 141V140H233ZM239 141V140H238ZM29 142H32L31 140L29 141ZM44 142V141H43ZM52 142H53V140H52ZM58 142V141H57ZM56 142V143H57ZM79 142L77 143V144H79ZM89 143L90 144V141H86V142H84V144H86V143ZM163 142V141H162ZM174 142V141H173ZM241 142V141H240ZM18 143V142H17ZM22 143V142H21ZM55 143V144H56ZM69 143H72V142H69ZM98 143H100V141L98 142ZM103 143V144H104ZM127 143V142H126ZM175 143H177V142H175ZM225 143V142H224ZM35 143H33V145H34ZM36 144H37V141H36ZM46 144V143H45ZM54 144V143H53ZM53 144H52V147H53ZM54 144V145H55ZM62 144V143H61ZM65 145L67 144V143H64ZM73 144V143H72ZM77 144H74L73 146L75 147V148H77V146H81L82 147V144L81 145H77ZM104 144V145H105ZM124 144V143H123ZM163 144V143H162ZM184 144V143H183ZM187 144V143H186ZM195 144V143H194ZM200 144V143H199ZM220 144V143H219ZM238 144V143H237ZM8 145H9V143H8ZM63 145V144H62ZM68 145V144H67ZM71 145V144H70ZM88 145V144H87ZM100 145V144H99ZM189 145V144H188ZM204 145V144H203ZM5 146V145H4ZM11 146V145H10ZM46 146H48V145H46ZM64 146V145H63ZM84 146H86V145H84ZM83 146V147H84ZM100 146H102V145H100ZM117 146V145H116ZM210 146V145H209ZM8 147V146H7ZM12 147V146H11ZM23 147V146H22ZM41 147H42V145H41ZM51 147V148H52ZM55 147V146H54ZM62 147V146H61ZM181 147V146H180ZM189 147V146H188ZM193 147V146H192ZM38 148V147H37ZM44 148H45V146H44ZM51 148H49V149H51ZM84 148H86V147H84ZM116 148V147H115ZM114 148V149H115ZM191 148V147H190ZM24 149H25V147H24ZM48 149V150H49ZM71 149V148H70ZM87 149V148H86ZM90 149V148H89ZM121 149H122V147H121ZM40 150V149H39ZM65 150V149H64ZM83 151H84V149H82ZM110 150V149H109ZM117 150V149H116ZM198 150H199V148H198ZM206 150H207V148H206ZM205 150V151H206ZM47 151V150H46ZM45 151V152H46ZM57 151V150H56ZM60 151V150H59ZM63 151V150H62ZM69 151V150H68ZM72 151H73V149H72ZM71 150H70V152H72ZM103 151H104V149H103ZM111 151V150H110ZM113 151V150H112ZM119 151V150H118ZM185 151V150H184ZM51 152V151H50ZM80 152V151H79ZM78 152V153H79ZM84 152H87V151H84ZM83 152V153H84ZM193 152V151H192ZM7 153V152H6ZM81 153V152H80ZM89 153L90 152H87V154L89 155ZM114 153V152H113ZM190 153V152H189ZM196 153V152H195ZM42 154V153H41ZM208 154V153H207ZM212 154H214V153H212ZM217 154V153H216ZM43 155V154H42ZM48 155H49V153H48ZM57 155V154H56ZM61 155H63L64 157H65V155H66V153H65V155L64 154H61ZM84 155V154H83ZM104 155L106 156V154H105V152H104ZM112 155V154H111ZM209 155V154H208ZM207 155V156H208ZM222 155V154H221ZM225 155H226V153H225ZM233 155H235V154H233ZM45 156V155H44ZM50 156V155H49ZM76 156H78V154L76 155ZM82 156V155H81ZM85 156V155H84ZM202 156V155H201ZM211 156V155H210ZM231 156V155H230ZM173 157V156H172ZM195 157V156H194ZM197 157V156H196ZM195 157V158H196ZM232 157V156H231ZM233 157H235V156H233ZM48 158V157H47ZM59 158V157H58ZM80 158V157H79ZM84 158V157H83ZM206 158V157H205ZM63 159H65V158H63ZM88 160H86V159H84V160H86V161H90L89 160V158H87ZM171 159V158H170ZM203 159H204V157H203ZM227 159H228V157H227ZM66 160V159H65ZM81 160H83V159H81ZM205 160V159H204ZM223 160V159H222ZM226 160V159H225ZM231 160V159H230ZM63 161V160H62ZM67 161V160H66ZM165 161H166V156H165ZM175 161V160H174ZM203 161V160H202ZM201 161V162H202ZM221 161V160H220ZM58 162V161H57ZM65 162V161H64ZM64 162H62L63 164H65ZM167 162V161H166ZM173 162V161H172ZM213 162V161H212ZM218 162H219V160H218ZM223 162V161H222ZM237 162V161H236ZM60 163V162H59ZM67 163V162H66ZM82 163H83V161H82ZM63 164H62V167H63ZM88 164H90V162L88 163ZM215 164V163H214ZM66 165V164H65ZM199 165V164H198ZM210 165V164H209ZM208 165V166H209ZM224 165V164H223ZM196 166V165H195ZM66 167V166H65ZM89 167V166H88ZM176 167H177V170L179 169V171H180V174L182 175V176H186L185 174H186V172H187V168H188V166L185 164V163H182L181 161H179V163L178 162H176ZM210 167V166H209ZM208 167V168H209ZM239 167V166H238ZM244 168V167H243ZM168 169H169V167H168ZM206 169H207V167H206ZM210 169V168H209ZM169 171V170H168ZM172 171V170H171ZM68 172V171H67ZM211 173V172H210ZM240 173V172H239ZM62 174V173H61ZM216 174L218 175V177L220 178V181H221V188H219L220 190H219V197H221L222 198V203H221V209L222 210H225L226 208H228V207H237L236 205H238L240 202H243L245 199H246V195H247V192L245 191V187L243 186V184H242V182L240 181V179H239V175H238V172L236 171V170H233V169H227V168H220V169H218L217 170V172H216ZM73 175V174H72ZM264 175V174H263ZM262 175V176H263ZM155 176V175H154ZM178 176V175H177ZM244 176H246V175H244ZM63 177V176H62ZM166 177V176H165ZM67 178H69L68 176L66 177V179ZM202 178V177H201ZM246 179V178H245ZM262 179V178H261ZM263 179H264V177H263ZM64 180V179H63ZM62 180V181H63ZM72 180H73V177H72ZM154 180V179H153ZM185 180V179H184ZM244 180V179H243ZM65 181V180H64ZM71 181V180H70ZM217 181H219V179L217 180ZM219 181V182H220ZM74 182V181H73ZM218 182V183H219ZM62 183V182H61ZM71 183V182H70ZM161 183V182H160ZM199 183V182H198ZM244 183V182H243ZM217 184V183H216ZM220 184V183H219ZM73 185H75V184H73ZM153 185V184H152ZM76 186V185H75ZM213 186V185H212ZM70 187H71V185H70ZM131 187V186H130ZM136 187V186H135ZM208 187V186H207ZM217 187V186H216ZM72 188H73V186H72ZM197 188V187H196ZM218 188V187H217ZM214 189V188H213ZM141 190V189H140ZM169 190V189H168ZM217 190V189H216ZM215 190V191H216ZM117 191V190H116ZM214 191V190H213ZM212 191V192H213ZM214 191V192H215ZM147 192V191H146ZM213 192V194H215ZM217 192H218V190H217ZM251 192V191H250ZM148 193V192H147ZM150 193V192H149ZM148 195H151V194H147V196L146 197H148ZM172 195V194H171ZM217 195V194H216ZM118 196H120V194L119 193H114V194H112V198L114 197H118ZM178 197V196H177ZM185 197V196H184ZM200 197V196H199ZM205 197H207V196H205ZM262 197V196H261ZM156 198V197H155ZM161 198V197H160ZM169 198V197H168ZM207 198H209V197H207ZM117 199V198H116ZM152 199H154L153 197H152ZM174 199V198H173ZM216 199H218V198H216ZM144 200V199H143ZM249 200V199H248ZM141 201V200H140ZM168 201V200H167ZM197 201V200H196ZM206 201V200H205ZM209 201V200H208ZM207 201V202H208ZM257 201V200H256ZM144 202V201H143ZM175 202V201H174ZM190 202V204H191V201H189ZM210 202H211V200H210ZM259 202H262V200L261 201H259ZM245 203V202H244ZM251 203V202H250ZM250 203H248L247 202V205L249 204V206H250ZM255 203V202H254ZM113 204V203H112ZM120 204V203H119ZM125 204V203H124ZM136 204V203H135ZM252 204V203H251ZM259 204V203H258ZM258 204H255V206L256 205H258ZM261 204V206H260V211L262 212V215L264 216V202H262V203H260ZM156 205V204H155ZM192 205V204H191ZM242 205H243V203H242ZM117 206V205H116ZM152 206V205H151ZM197 206V205H196ZM246 206V205H245ZM255 206L253 207V208H255ZM147 207V206H146ZM219 206H217V208H218ZM240 207V206H239ZM119 208H123V205H121ZM144 208V207H143ZM241 208V207H240ZM246 208V207H245ZM245 208H244V210H245ZM258 208V207H257ZM125 209H126V207H125ZM140 208H138V210H139ZM142 209V208H141ZM140 209V211H143V212H145L144 210H141ZM148 209V208H147ZM149 209H150V207H149ZM153 209V208H152ZM157 209V208H156ZM156 209H154L155 211H156ZM236 209V208H235ZM248 209V208H247ZM259 209V208H258ZM115 210V209H114ZM119 210H121V209H119ZM123 210V209H122ZM121 210V211H122ZM127 210H129V209H127ZM153 210V211H154ZM187 210V209H186ZM202 210V209H201ZM204 210V209H203ZM21 211V210H20ZM25 211V210H24ZM112 211V210H111ZM124 211V210H123ZM135 211H137V210H135ZM134 211V212H135ZM140 211H137V212H140ZM181 211V210H180ZM16 212V211H15ZM21 212H23V210L21 211ZM20 212V213H21ZM26 212V211H25ZM131 212V211H130ZM152 212V211H151ZM151 212H148V213H150L151 214ZM124 213V212H123ZM129 213V212H128ZM132 213V212H131ZM146 213V212H145ZM147 213V214H148ZM223 213V212H222ZM221 213V214H222ZM239 213H242V212H239ZM112 214V213H111ZM137 214V213H136ZM139 214V213H138ZM180 214V213H179ZM254 214V213H253ZM123 215V214H122ZM134 215H135V213H134ZM133 215V216H134ZM144 215V214H143ZM235 215V214H234ZM15 216V215H14ZM22 216V215H21ZM25 216V215H24ZM116 216V215H115ZM145 216V215H144ZM147 216V215H146ZM227 216V215H226ZM23 217V216H22ZM34 217V216H33ZM137 217V216H136ZM135 217V218H136ZM143 217V216H142ZM173 217H174V215H173ZM186 217H188V216H186ZM224 217V216H223ZM26 218V217H25ZM112 218V217H111ZM129 218H131V216L129 217ZM148 218H149V216H148ZM157 218H159V216L157 217ZM163 218V217H162ZM164 218H166V217H164ZM234 218H237L236 216L234 217ZM121 219V218H120ZM125 219V218H124ZM132 219V218H131ZM130 219V220H131ZM154 219H156V218H154ZM173 219V218H172ZM239 219V218H238ZM109 220V219H108ZM136 220V219H135ZM135 220H133L132 221V223L134 222V225H136L135 224ZM141 220V222H142V220L143 219H140ZM148 220V219H147ZM167 221H168V219H166ZM228 220H230V219H228ZM31 221V220H30ZM112 221H114V220H112ZM149 221V220H148ZM161 221V220H160ZM233 221V220H232ZM235 221H237V220H235ZM239 221V220H238ZM109 222V221H108ZM144 222V221H143ZM142 222V223H143ZM191 222V221H190ZM230 222H231V220H230ZM17 223V222H16ZM36 223V222H35ZM110 223V222H109ZM130 223V221L127 223L126 222V224L128 225ZM137 224H139V222H138V220H137V222H136ZM141 223V224H142ZM174 223H176V222H174ZM197 223V222H196ZM228 223V222H227ZM238 223V222H237ZM19 224V223H18ZM131 224V223H130ZM147 224V223H146ZM155 224H156V222H155ZM157 224H159V223H157ZM189 224V223H188ZM17 225V224H16ZM20 225V224H19ZM143 225V224H142ZM191 225H193V223L191 224ZM236 225H238V224H236ZM31 226V225H30ZM159 226V225H158ZM201 226V225H200ZM20 227V226H19ZM142 227V226H141ZM155 227H157V226H155ZM193 227H195V225L193 226ZM233 227H234V225H233ZM12 228H14L13 226H12ZM22 228H24V227H22ZM34 228V227H33ZM135 228V227H134ZM148 228V227H147ZM150 228V227H149ZM51 229V228H50ZM54 228H52L51 229V231L53 230ZM57 229V228H56ZM135 229H137V228H135ZM236 229V228H235ZM234 229V230H235ZM140 230H142L141 228H140ZM164 230V229H163ZM199 230V229H198ZM215 230H216V228H215ZM9 231V230H8ZM13 231V230H12ZM31 231V230H30ZM34 231V230H33ZM232 231V230H231ZM53 232V231H52ZM133 232V231H132ZM174 232H176L175 230H174ZM233 232V231H232ZM235 232V231H234ZM233 232V233H234ZM28 233V232H27ZM31 233V232H30ZM57 233V232H56ZM61 233V232H60ZM181 233H183V232H181ZM5 234V233H4ZM14 234H15V232H14ZM26 234V233H25ZM24 234V235H25ZM29 234V233H28ZM158 234V233H157ZM173 234V233H172ZM7 235V234H6ZM11 235H13V234H11ZM16 235V234H15ZM29 235H31V234H29ZM28 235V236H29ZM48 235V234H47ZM62 235V234H61ZM154 235V234H153ZM183 235V234H182ZM231 235H233V234H231ZM1 236V235H0ZM4 236V235H3ZM14 236V235H13ZM43 236V235H42ZM206 236V235H205ZM15 237V236H14ZM25 237V236H24ZM60 237V236H59ZM236 237V236H235ZM22 238V237H21ZM53 238V237H52ZM56 238V237H55ZM67 238V237H66ZM230 238V237H229ZM26 239H27V236H26ZM25 238H24V240H26ZM62 239V238H61ZM60 239V240H61ZM67 239H69V238H67ZM70 239H71V237H70ZM167 239H169V238H167ZM234 239V238H233ZM7 240H9V239H7L6 237H3L2 239H1V242H0V244H4V243H7ZM13 240V239H12ZM16 240V239H15ZM22 240V239H21ZM28 240V239H27ZM59 240V239H58ZM73 240V239H72ZM182 240V239H181ZM231 240V239H230ZM230 240H229V242H230ZM82 242H84V239L83 240H81ZM256 241V240H255ZM264 241V240H263ZM229 242H228V244H229ZM260 242V241H259ZM69 243V242H68ZM159 243V242H158ZM174 243H176L175 241H174ZM183 243H184V245H188V246H192V247H196V249H198L199 250V253L197 254V256H198V258H199V260H200V263L201 264H204V263H206L205 262V260H206V258H207V253L205 252V249H204V247H203V241H202V238L200 237V236H198V235H196V234H194V233H192V234H190V235H188V236H186V237H184V239H183ZM224 243V242H223ZM84 244V243H83ZM67 245V244H66ZM182 245V244H181ZM225 245V244H224ZM250 245V244H249ZM248 245V246H249ZM251 246V245H250ZM6 247V246H5ZM8 247V246H7ZM84 247H86V245H84ZM88 247V246H87ZM178 247V246H177ZM220 247H222V246H220ZM229 247V246H228ZM244 247V246H243ZM261 247V246H260ZM81 248V247H80ZM223 248V247H222ZM259 248V247H258ZM226 249V248H225ZM228 249V248H227ZM248 249H249V247H248ZM85 250V249H84ZM189 250V249H188ZM208 250V249H207ZM2 251V250H1ZM157 251V250H156ZM245 251H246V249H245ZM245 251H242V254H243V252H245ZM96 252V251H95ZM178 252V251H177ZM225 252V251H224ZM6 253V252H5ZM99 253V252H98ZM97 253V254H98ZM148 254V253H147ZM217 254V253H216ZM4 256H5V254H3ZM8 255H10V254H8ZM186 255V254H185ZM189 255V254H188ZM256 255H258V254H256ZM7 256V255H6ZM193 256V255H192ZM191 256V257H192ZM1 257V256H0ZM86 257V256H85ZM85 257H83V259L85 258ZM2 259V258H1ZM94 259V258H93ZM241 259V258H240ZM85 260V259H84ZM96 260V259H95ZM143 260V259H142ZM147 260V259H146ZM191 260V259H190ZM263 260V259H262ZM13 261V260H12ZM86 261H88V259L86 260ZM141 261V260H140ZM192 261V260H191ZM194 261H196L195 260V258H194V260H193V262ZM198 261V260H197ZM255 261V260H254ZM190 262V261H189ZM264 262V261H263ZM9 263V262H8ZM93 263H95V261L93 262ZM14 264V263H13ZM140 264V263H139Z\"/></svg>","mask_w":264,"mask_h":264}]
</instances>
